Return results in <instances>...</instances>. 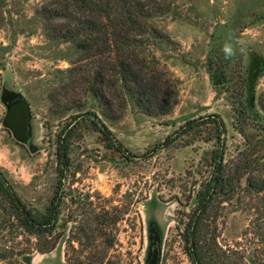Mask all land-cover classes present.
<instances>
[{"label": "rangeland", "instance_id": "374dc122", "mask_svg": "<svg viewBox=\"0 0 264 264\" xmlns=\"http://www.w3.org/2000/svg\"><path fill=\"white\" fill-rule=\"evenodd\" d=\"M49 1L0 0V170L27 205L44 211L58 185L57 136L72 123L69 164L58 192L59 227L49 236L54 248L32 255L31 235L4 228L0 252H30L28 264H73L77 256L83 264H145L152 220L160 230V264H191L182 233L195 193L212 173L217 139L212 124L180 137L175 131L187 120L214 114L225 126L226 169L247 168L233 181L230 199L216 196V217L208 221L220 247L264 264V194L246 188L249 175L264 177V68L259 69L264 67V0H177L169 14L155 20L167 38L152 50L178 79L172 111L158 116L140 112L131 102L121 111L114 100L111 114L100 113L81 80L68 72L79 51L45 33L39 8ZM212 36L244 53L247 99L259 116L240 126L232 89L214 87L209 76ZM3 90L21 93L29 103L30 144L17 141L2 124ZM93 112L123 151L109 145L89 119L81 125L73 118L83 113L92 118ZM169 135L173 142L163 144ZM0 264L9 263L0 258ZM17 264L25 263L20 257Z\"/></svg>", "mask_w": 264, "mask_h": 264}, {"label": "trees", "instance_id": "16d2710c", "mask_svg": "<svg viewBox=\"0 0 264 264\" xmlns=\"http://www.w3.org/2000/svg\"><path fill=\"white\" fill-rule=\"evenodd\" d=\"M176 1L51 0L39 8V13L44 19L45 33L50 39L70 42L79 51V58L72 63L68 72L81 80L83 92L92 96L102 115L111 114L114 100L121 111L131 102L140 112L158 116L172 111L178 96V79L160 65L152 50V45L167 38L155 20L169 14ZM224 45L216 36H212L207 55L208 72L214 87L232 89L235 121L240 126L246 119H255V115H259L247 99L244 53L225 58ZM82 60L88 62L83 65ZM92 115L90 118L83 113L73 118L81 125H85L89 119L103 133L109 145H117L123 151L122 144L115 139L112 131L94 112ZM202 118L187 120L175 131V136L180 137L197 126L212 124L217 139V147L211 155L212 173L203 187L196 191L195 205L182 233L187 255L191 264H259L253 258L247 261L238 252L223 249L212 233V224L208 219L216 217L214 199L220 194L224 196V201L230 199L233 181L245 174L247 165H237L232 172L226 169L221 138L225 130L224 122L214 114ZM71 124L67 123L57 136L58 185L44 211L40 212L27 205L0 170V210L4 212L0 220V232L12 227L14 234L19 229V234L31 235V255L35 251L49 252L55 246L49 236L59 227L62 198L58 192L62 188L60 184L65 167L69 164L70 140L74 135ZM171 137L167 136L163 144H171ZM246 184L250 193L264 194L263 176L249 175ZM80 231L88 242V230L84 228ZM29 253L25 250L14 252L3 249L0 258L9 264H17L21 257L22 262L28 264ZM73 262L83 264L86 261L77 256Z\"/></svg>", "mask_w": 264, "mask_h": 264}, {"label": "water", "instance_id": "95a60500", "mask_svg": "<svg viewBox=\"0 0 264 264\" xmlns=\"http://www.w3.org/2000/svg\"><path fill=\"white\" fill-rule=\"evenodd\" d=\"M1 100L6 106L2 124L11 131L17 141L30 144L32 126L29 103L21 93L7 90L2 91ZM160 258V239L151 238L145 264H160Z\"/></svg>", "mask_w": 264, "mask_h": 264}, {"label": "flooded vegetation", "instance_id": "af4514ba", "mask_svg": "<svg viewBox=\"0 0 264 264\" xmlns=\"http://www.w3.org/2000/svg\"><path fill=\"white\" fill-rule=\"evenodd\" d=\"M147 230H148L149 243H150L151 238L153 240H156L157 238L160 239V230H159L158 225L155 222L149 221L147 225Z\"/></svg>", "mask_w": 264, "mask_h": 264}, {"label": "clouds", "instance_id": "9594fccd", "mask_svg": "<svg viewBox=\"0 0 264 264\" xmlns=\"http://www.w3.org/2000/svg\"><path fill=\"white\" fill-rule=\"evenodd\" d=\"M223 52L225 54V58H231L236 54L232 44H225L223 47Z\"/></svg>", "mask_w": 264, "mask_h": 264}]
</instances>
